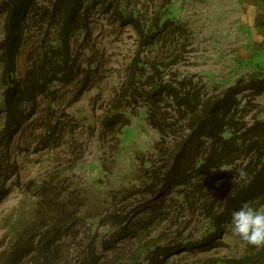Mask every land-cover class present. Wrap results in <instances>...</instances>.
Segmentation results:
<instances>
[{
	"label": "rangeland",
	"instance_id": "rangeland-1",
	"mask_svg": "<svg viewBox=\"0 0 264 264\" xmlns=\"http://www.w3.org/2000/svg\"><path fill=\"white\" fill-rule=\"evenodd\" d=\"M216 11L221 12L210 0H96L87 11V31L71 40L68 82L54 71L36 72L32 64L43 37L31 30L16 76L27 83L41 80L33 89L35 98L23 99L15 117L4 107L0 61V264H11L7 259L15 233L32 220L40 225V238L49 239L46 236L54 232L60 239L47 251L30 253L22 264L27 259L31 264L41 259L52 263L55 250L64 255L61 264H79V256H89L91 241L99 264H140L131 261L165 254L178 237L191 239L189 243L196 239L207 220L200 209L175 196L182 188L156 197L142 194L137 186L149 169L148 161L170 153L185 125L184 113L171 100L158 104L155 119L167 135L162 139L146 120V98L124 95V88L135 57L142 63L161 62V81L177 88L179 81H190L206 96L219 95L240 75L264 67V49L259 46L245 59L230 58L222 70L212 68L210 19ZM165 19L186 24L190 44L171 27L162 30ZM1 29L0 20V40ZM31 37H36L34 44L29 43ZM229 50L224 48V55ZM239 101L246 122L264 119V93L254 96L253 90H246ZM52 192L57 196L51 197ZM76 204L82 205L80 216L70 222V207ZM229 228L210 249L183 248L156 263L209 264L213 257H238L242 247L227 234ZM162 242L164 247L159 246Z\"/></svg>",
	"mask_w": 264,
	"mask_h": 264
},
{
	"label": "trees",
	"instance_id": "trees-1",
	"mask_svg": "<svg viewBox=\"0 0 264 264\" xmlns=\"http://www.w3.org/2000/svg\"><path fill=\"white\" fill-rule=\"evenodd\" d=\"M87 1L0 0L3 34L0 40L1 78L6 85L3 103L8 115L15 117L17 107L23 99L33 97V89L41 80L36 79L27 83L25 77L22 81L16 76V64L27 44L25 39L27 33L35 30L34 32L43 37L36 60L32 64L36 72L41 74L49 70L54 71L60 74L59 80L68 82L71 40L76 35H81V31L84 33L87 31V11L96 4V0L89 1L91 2L89 4ZM46 25L49 30L42 31ZM161 26L162 30L171 27V31L184 34L185 44H190L186 24L165 19ZM31 38L33 39L29 43L34 44L36 37ZM148 44L153 45L152 42ZM132 67L127 74L124 95L138 94L146 98L147 105L142 106L144 111L146 110V120L157 130L160 137L163 139L167 135L164 125L157 123L155 119L159 114V103L166 104L171 100L179 110L181 108L184 113L182 118L186 121L180 135L173 139L170 153L165 159L160 158L157 162L148 161L146 167L149 169L137 186L140 187L142 194L152 193L156 197H163L175 188H182L180 191L182 195L179 193L175 196H182L181 202L184 203L188 200L190 207L200 209L203 219L207 220V226L199 228L192 243H189L191 239L178 237L173 245L168 246L165 254H155L150 258L141 257L140 260L131 261L157 264L160 258L176 254L183 248L203 250L214 247L227 225L230 227L227 234L233 236L232 213L244 205L264 212V119L246 122L245 115L241 114L239 109V100L244 91L253 90L254 96L264 93V67L240 75L233 85L225 88L219 95L207 96L195 89L190 81L185 84L179 81L182 87L178 84V88L161 81L163 68L159 61L142 63L135 57ZM157 75L159 77H156ZM142 76L147 79L145 83L138 81ZM153 77L157 79L154 80ZM40 88L41 92L45 90V86ZM7 125L9 122H6V127ZM11 135L12 132H8V138ZM157 144L158 142L154 144V148ZM241 168L247 173L245 180H241L237 174ZM227 169L229 173H226ZM158 185H161L159 190L156 189ZM56 193L52 192L51 197ZM117 193L120 191H116ZM81 208L82 205L78 204L74 205V208L70 207V222L80 216ZM65 218L69 220V215ZM32 221L31 225L15 233L7 262L22 264L30 253H34L35 250L47 251L45 249L47 246L53 247L52 245L60 239L59 234L54 238L53 232L46 236L49 239L43 240L39 235L40 225L35 226V220ZM30 231L31 236H24ZM232 238L242 247V253L230 260L213 257L209 264H264V248L257 249L238 237ZM224 244L231 248L229 243ZM165 245L166 242L159 244L161 247ZM55 254L52 263L41 259L39 264H61L64 255L58 256L56 250ZM36 255L39 256L38 252ZM78 258L79 264H99L94 241L90 243L89 256ZM27 260H29L27 264H31L30 259Z\"/></svg>",
	"mask_w": 264,
	"mask_h": 264
},
{
	"label": "crops",
	"instance_id": "crops-1",
	"mask_svg": "<svg viewBox=\"0 0 264 264\" xmlns=\"http://www.w3.org/2000/svg\"><path fill=\"white\" fill-rule=\"evenodd\" d=\"M210 3L221 10L210 19L215 42L212 68L222 70L230 64V58L245 59L251 50L259 46L264 49V29L261 26L264 23V0H210ZM238 26L242 29L238 30ZM227 46L230 52L224 55Z\"/></svg>",
	"mask_w": 264,
	"mask_h": 264
},
{
	"label": "clouds",
	"instance_id": "clouds-1",
	"mask_svg": "<svg viewBox=\"0 0 264 264\" xmlns=\"http://www.w3.org/2000/svg\"><path fill=\"white\" fill-rule=\"evenodd\" d=\"M241 180H245L247 173L243 168L237 172ZM231 231L247 245L264 248V212L257 211L251 206L244 205L234 211L231 217Z\"/></svg>",
	"mask_w": 264,
	"mask_h": 264
}]
</instances>
